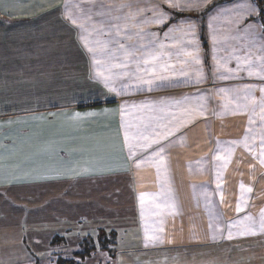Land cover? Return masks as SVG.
<instances>
[{"label":"crops","instance_id":"obj_1","mask_svg":"<svg viewBox=\"0 0 264 264\" xmlns=\"http://www.w3.org/2000/svg\"><path fill=\"white\" fill-rule=\"evenodd\" d=\"M19 1L5 0L0 7L1 13L12 18L23 17L26 6H18ZM106 1L109 2L104 5L99 22H94L95 25L88 22V25H94L96 32L104 33L103 37L99 35L98 40H119L126 48H138L137 58L151 53L159 54L155 62L158 65L157 71L151 85L124 78L117 82L120 95L109 91L96 75L98 70L104 69L95 64L93 53L81 43L78 35V41L71 48L75 52L72 63L69 62L71 57L61 55L63 42H60L56 45L61 50L56 51L55 74L47 76L40 69L35 77H31L20 88L25 92L24 95L29 96L24 99L26 119H22V125L17 126L15 120L11 122L15 117L10 112L0 116V120H3L0 121V177L9 179L6 185H1L4 177L0 180V193L14 192L13 188L22 186L25 191L32 188H55L65 194L73 192L78 197L79 193H84L90 197L82 205L74 202L71 206L58 203V213L63 220L61 230H66L63 234L67 236H59L57 232L45 235L36 228L34 233H22L19 240L25 252L29 251L30 261L46 250L55 259H43L47 264H59L58 261L61 264H73L74 258L81 251L96 250L94 245L101 239L102 243L108 241L106 245L98 247L100 251L97 260L103 264H110L111 260L107 259L109 256L120 255L119 262L129 264L137 256L142 255L144 259L145 254L152 259V264H159L154 263L153 258L160 257L156 255L161 252L168 254L183 251L190 255L194 251L201 253V248L207 249L209 244H222L225 237L228 239V231L234 228H230L232 219L225 225L229 215L235 217L237 214L241 217L239 220H242L246 213L258 220L264 211V184L258 181V178L264 179V165L260 163L261 151L251 150L253 152L248 154V162L245 164L243 158L240 162L241 155L236 145L235 156L231 155L232 158L225 165L223 159L218 160L216 157L224 155L219 151L233 137L230 130L221 134L214 131L215 137L210 140L211 148L206 143L194 148L190 137L191 130L205 124L204 120L209 115L206 120L211 126V119H219L218 115L211 113L215 102L214 90L218 91L220 87L208 86V79L215 83L226 75L221 72L212 79L210 73H207L208 63L212 67H215L213 64L216 61V64H228L230 70L234 71L247 68V64L264 63V6L260 2L264 0H198L201 4L199 8L184 11L172 6L176 0ZM25 3L33 11L30 8L31 2ZM246 4L256 7L258 13L241 16L239 13ZM51 8L56 16H60L64 9L63 3ZM160 13L168 14L162 24L148 23L158 19ZM175 14L189 17L184 20L191 24L184 29L190 26L195 28L194 43L187 42L190 37H186L184 32L174 30L186 23L170 24L166 29L163 28ZM27 21L30 25H42V21L38 22L37 18L29 17ZM84 22L86 24V18ZM197 23L203 27L207 25V54L200 40L201 27L199 29ZM2 24L11 27L12 23L0 18ZM116 31L120 32L118 37ZM213 35L216 36L215 43ZM94 38L97 39V34ZM225 42L230 44V48ZM109 47L116 49L119 55L118 44L113 43ZM187 51L193 52V56L185 55ZM222 55L227 57L218 58ZM194 58H198L200 63H195ZM229 59L231 64L228 63ZM129 70L134 71V68L130 67ZM242 79L252 83L262 80L248 73ZM197 80L200 82L197 83ZM121 84L125 86L121 87ZM183 84L196 87L191 90L168 91L169 88L182 87ZM6 86L16 88L15 84ZM192 99H195L194 103ZM4 101L0 100V103ZM218 103L223 108V103ZM124 105L129 108L121 113L120 109ZM132 105L137 107L132 108ZM76 114L80 118H76ZM125 123L131 125L127 129L130 135L135 134L137 126L143 129L148 125L146 130L150 134L153 129L159 133V143L144 147L147 141L135 139L126 144ZM54 126L57 127L56 131ZM168 132L172 134L165 135ZM18 145H23L22 149L15 150ZM161 147L162 163L158 171L150 158ZM199 147L205 150L199 151ZM235 168L237 174L229 171L225 173V169H234L235 172ZM245 170L246 176L241 174ZM222 177H227L228 183H223ZM241 183L251 187L252 191L245 196L244 210L236 211L235 203L239 204L240 199L235 200V185L240 188ZM98 192L101 193L100 203L94 202ZM146 194L151 198L142 205L139 197ZM112 204L119 206L116 209L118 218H113L111 212L106 214L103 211L104 207L111 208ZM169 205H174V209ZM127 209L134 210L135 227L132 230L122 225L126 224ZM82 224L84 226L78 227ZM18 225L19 222L15 221L14 226ZM161 227L162 232L159 231ZM146 231L149 235L155 233L161 237L162 242L148 241ZM237 231L235 227L234 233ZM234 238L235 253L239 249L238 253L242 257L238 263L264 264V234L234 235ZM131 241H136V248L131 246ZM8 246L3 245L5 248ZM15 248H21L19 242ZM15 253L11 251L4 255ZM95 256L94 252L86 264L95 261L92 258ZM57 257L61 258L57 260ZM169 262L167 264H177Z\"/></svg>","mask_w":264,"mask_h":264},{"label":"rangeland","instance_id":"obj_2","mask_svg":"<svg viewBox=\"0 0 264 264\" xmlns=\"http://www.w3.org/2000/svg\"><path fill=\"white\" fill-rule=\"evenodd\" d=\"M25 1L31 2L30 8L33 11L28 9L29 5L26 4ZM107 2L109 1L20 0L18 6H26L24 10L25 15L21 18H12L11 16H5L1 13L0 10V18L2 20L9 21V24L15 23L11 24L12 26H15L14 28L5 27L4 24L0 25V88H2L0 89V92L9 95L5 96L1 94L0 96V100H5L4 102L0 103V116H6L8 115L7 113L10 112V114L15 117L11 120V122L15 120L17 126L22 125V119L25 118V113L23 111L25 106L24 99H28L29 96L24 95L25 92H23V89L20 88H23L25 86L23 84L27 83L28 80L31 79V77H35L40 69H42L47 76L55 74V59L57 57L56 51L61 50L56 48V45L58 43L63 42L61 43L63 47L61 55L66 58L71 57V59H69L71 61L69 62L72 63L75 52L71 48H73L72 45L74 44V42L78 41V35L81 43H83L87 48L94 45L93 43L95 42V40L99 39V35L100 37H103L104 33L96 32V26L94 25L99 22L100 18H102V15L100 14L103 13L105 7L104 5ZM115 2L119 1L117 0L114 1V3ZM3 3H5V0H0V7H2ZM59 3H63L64 9L63 12H60V16H56L53 8L51 7H55L57 4L59 5ZM14 6L17 7V5H13V7ZM89 12H91V15L88 16ZM63 13L64 16H62ZM29 17L34 19L37 18L38 22L42 21V25L38 23L30 25L27 21ZM85 18L87 19L86 24L84 22ZM186 18L189 17H185L182 14H175L170 23L168 22L169 24L167 23L163 28L166 29L167 25L169 26L170 24L178 25L186 23L181 27L184 29L186 26L191 24L187 23V20H184ZM88 22H93V24L95 22V24L93 26L88 25ZM194 22H196V20ZM62 25L64 27L63 29ZM197 25L199 26V29L201 27V32L199 30L200 40L203 45L204 53L207 54L209 48V32L206 31L207 25L205 24L204 27L201 26L200 23H197ZM76 26H79V28H76ZM80 33L82 35V38ZM167 33L170 32L167 31ZM172 33H176V31H173ZM95 34H97V39L94 38ZM69 41H71V43ZM225 43H227V47L230 48V44L228 42ZM223 57L227 56L222 55L218 58ZM45 59L47 60L46 62ZM64 60L68 61V59ZM81 63L83 65L84 62L81 61ZM216 63L217 61L213 64L215 67H212V64L209 62L206 69L207 73H210L212 79L216 78V75H219L221 72H224V74L226 75L221 77V81L218 80L215 83H213V81H209L208 79V86L220 87L218 91H216V89L214 90L216 92L214 94L215 102H213V110L211 113V115H218L219 119H211V126L206 120L208 117H210L209 115L204 120L205 124L191 130L190 137L193 141V147L197 148L200 144L204 145L206 143V146L208 144V147L211 148L212 142L210 140L211 138L215 137L214 131L217 130L221 134L226 133L230 130V132H232L231 135L233 136L232 138H229L230 144L229 142L225 143V145L221 147L222 149L219 151V153H224L223 156H227V150L231 149L232 155L235 156V147L236 145H238L236 150L237 152L239 151V154L241 155V157L239 156L241 158L240 162L242 163L243 158V162L247 164L248 154L250 152H253L251 150L254 149L261 151V140L259 139V133L260 127L262 124H264V121L260 119L258 107L256 113L253 114L252 107L254 105H252L250 100L246 102L243 97L245 95L254 97L257 105L261 100H264V91H261V89H264V79L261 78V76L264 75L263 68L259 64L246 65L248 69H251L253 73L252 75H255L257 76V78L262 79L252 83L251 81L242 79V77L247 75V73L249 74L247 68L239 71H234V69L230 70L228 64ZM228 63H230V59L228 60ZM235 82L238 83L235 84ZM7 84H9L10 87L12 86V84H15L16 88H7ZM20 85L23 86L20 87ZM181 86L182 87L169 88L168 91L172 92L173 90L184 89L191 90L193 87H196V85L189 84H183ZM237 86L239 88H237ZM33 88H37V86H33ZM226 97L239 99L241 105H243L244 103H248L249 107L245 111H240L239 109H237L234 103L229 105L228 107H225ZM192 102L194 103L195 99H192ZM218 102L223 103V108ZM221 117H223L224 120ZM253 119L254 123L250 125L249 121ZM250 127L253 130L252 132H249ZM56 130L57 127L54 126V131ZM246 136L249 137L248 147H245L242 143ZM253 137H255V139H253ZM17 140H20V138ZM233 142L241 143L236 144ZM22 146L23 145H18L15 150L22 149ZM254 146L257 147L255 148ZM205 148L199 147V151L205 150ZM229 158L232 157L230 156ZM228 171L237 174L236 168L235 172L234 169H225V173ZM241 174H245L246 176V170L241 171ZM3 177L4 176H1L0 180H2ZM222 179L223 183H228L227 177H222ZM8 180L9 179L4 177V179L2 180L3 183L1 185L8 184ZM258 181L264 184L263 178H258ZM35 186L41 187V185ZM39 189H42L43 192ZM13 191L14 192L5 191L4 193H0V264H47L44 260L51 258V256L48 255L49 252H46V250H43L42 252L38 253V255L32 257L33 261H30V253L29 251L25 252L26 249H23L24 247L22 248V241L19 240L20 236L23 232L27 234L30 232L34 233L35 228L39 230L40 233L45 235H48L49 232H57L59 236H67V234H63V232L66 230H61L63 220L61 215L58 213V203H66L71 206L74 202L82 205L86 204L89 201L90 197L84 193H79L80 195L78 197L73 192H67V194H65L57 191L55 188H32L28 191H25V189L22 190V186H20L13 188ZM240 194L241 187L239 188L237 185H235L236 201L237 199L241 198ZM246 194L247 192L244 193V196H246ZM100 195L101 193L99 192L95 194L94 202L100 203ZM239 204L238 202L235 203L236 211ZM117 208H119L117 204H112L111 208H108L106 206L103 208V211H105L106 214L111 212L113 218H118L119 216L116 210ZM244 215L246 216V213ZM133 218H135L134 210L129 209L126 224L124 225L122 223V225L129 230H132L135 227ZM240 218L241 217L237 214H235V217L229 215L227 217L225 225L231 219L233 220L232 224H234L235 219L237 221ZM15 221L19 222V225L17 227L14 226ZM82 226L84 225L82 224L78 227ZM72 228L73 225L70 226V229ZM231 231L234 233L235 227L232 228ZM17 242L20 243L21 248H15V244ZM106 242L108 243V241ZM107 243H102L101 239L98 240L94 245L96 250L85 251L84 259H81L80 256L75 257L73 260L74 262L72 261L73 264H86V262L89 263V261L91 260L90 258L91 256H93L94 252L96 256L92 258H95L96 260L90 262V264H103L97 260L99 258L100 251L98 250V247L103 244L106 245ZM111 243H109V245L112 247ZM4 244L10 246L5 248L3 247ZM135 245L136 241H131V246L133 248H136ZM119 249L120 248L116 249V252ZM127 249H129V247H127ZM201 249V253L194 251L193 253H190V255L189 252L183 253V251L170 252L168 254L166 252H161L160 255H156L160 257L153 258L154 263L167 264L170 263L169 261H171L177 262V264H242L238 263L242 259V257H240L238 253L239 249L235 253V238L227 239L225 237L222 244L220 242H218L217 245L213 243L209 244L207 249ZM110 250H112V248H110ZM11 251L16 253L14 255H4L5 253H10ZM119 256H109L107 257V259L111 260L110 264H123L122 262H119V260L121 261V258ZM141 256H137L129 264H137V262L138 264H152V259H149L147 254L143 256L144 259H142ZM59 258L61 257H57V260ZM58 263L61 264L59 261Z\"/></svg>","mask_w":264,"mask_h":264},{"label":"snow or ice","instance_id":"obj_3","mask_svg":"<svg viewBox=\"0 0 264 264\" xmlns=\"http://www.w3.org/2000/svg\"><path fill=\"white\" fill-rule=\"evenodd\" d=\"M204 2H207V0H204ZM173 7L179 9L180 11L184 10H191L193 8H199L201 4L198 2V0H176L174 4H172ZM258 9L251 4L244 5V10L239 13L241 16H246L254 13H258ZM168 18V14L160 13L159 18L155 19L153 21H148V23H157L162 24L165 19ZM75 22V21H73ZM181 32H184V35L186 37H190L188 39V43H194L195 42V28L193 26H190L187 30L183 28L174 29ZM120 35L119 31H116V36L118 37ZM213 42H216V36L213 35L212 37ZM118 44L119 45V55H117V50L110 48V44ZM88 51L93 53V59L95 61V64L99 66V68H103V71H97L96 75L97 77L101 78L105 87L108 88L109 91L115 92L117 95H120V91L117 87V82L124 80V78H127L129 81H135L137 83H143L151 85L153 82V79L155 78V73L157 71L158 65L155 63L159 59V54L157 53H151L148 55H142L139 58H137V52L139 51L138 48L135 46H132L131 49L126 48L123 43H120L119 40H97L94 42L93 46L88 47ZM187 56H193V52L187 51L184 53ZM119 61V62H116ZM195 63H200L198 58H194ZM141 65H144L145 67H141ZM131 68H134V71L129 70ZM262 68H264V63L261 65ZM113 69H121L120 71H113ZM186 74V73H184ZM251 69H249V75H252ZM150 77V78H149ZM262 79H264V75L261 76ZM197 83L200 81L197 80ZM125 85L121 84V87H124ZM261 91H264V89H261ZM243 99L247 101H251L252 105V112L253 114L256 113L257 107L259 109L260 113V119L264 121V100H261L259 104L257 105V102L254 97H250L249 95H245ZM235 104L236 108L240 111H245L248 109L249 105L248 103H244L243 105L240 104L239 99H232L226 97V104L225 107H228L231 104ZM132 108L137 107L136 105H132ZM129 106L124 105L121 107L120 111L121 113H124L128 110ZM88 115H96V113H89ZM76 118H80L79 114H76ZM250 125L254 123V119L249 121ZM125 127V142L126 144L130 140L135 139H142L144 141H147L144 145V147H149L151 144H158L159 143V133H155V130H152V133L150 134L146 129L149 127L148 125H145L142 129L141 127L137 126L136 132L133 135H130L127 129L131 127V125L125 123L123 125ZM252 128H249V132H252ZM172 133L168 132L165 133V135H171ZM255 139V137H253ZM259 139L261 140V153H260V163L264 165V124L260 127V133H259ZM248 141L249 137L246 136L244 141L242 142L245 147H248ZM236 144H239L241 142H233ZM163 152V148L161 147L159 150L155 152L154 157L150 158L152 162H154L157 166V169L159 171L160 164L162 163V156L161 153ZM131 154V151H130ZM232 155V150H227V156H217L216 159L224 160L225 165H227L229 161V157ZM159 158V159H156ZM217 176L219 177V173H217ZM219 186V185H218ZM241 187V198H240V204L237 206V211H243L244 210V202H245V196L244 193L248 192L250 193L252 191L251 187H245L242 183L240 185ZM151 197L149 195H141L139 197L141 204L143 205V202L147 199H150ZM156 207H160L157 205ZM169 207H172L174 209V205H169ZM143 214V212H142ZM231 227L238 228V231L236 233H233L231 230L228 231V239H232L234 235H240V236H255L257 234H264V211L260 213L259 219L252 217L251 215H246L244 219L236 221L234 224L230 225ZM159 231H163V228L161 227ZM215 235H213V239H215ZM146 239L148 241H160L161 237L156 235L155 233L149 235L146 231Z\"/></svg>","mask_w":264,"mask_h":264},{"label":"trees","instance_id":"obj_4","mask_svg":"<svg viewBox=\"0 0 264 264\" xmlns=\"http://www.w3.org/2000/svg\"><path fill=\"white\" fill-rule=\"evenodd\" d=\"M261 4L264 6V1H260ZM263 12H264V7H263ZM12 24H15V23H12ZM15 26H12L11 27H8V28H14ZM81 257V259H84L85 258V251H81V253H79L78 257ZM72 263V262H71ZM65 264H69V262H66Z\"/></svg>","mask_w":264,"mask_h":264}]
</instances>
